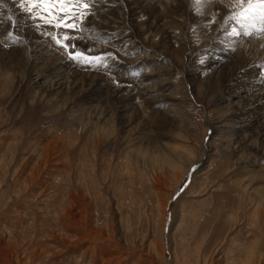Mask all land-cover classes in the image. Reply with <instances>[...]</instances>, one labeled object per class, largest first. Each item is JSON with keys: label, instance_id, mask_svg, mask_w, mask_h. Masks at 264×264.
<instances>
[{"label": "rangeland", "instance_id": "374dc122", "mask_svg": "<svg viewBox=\"0 0 264 264\" xmlns=\"http://www.w3.org/2000/svg\"><path fill=\"white\" fill-rule=\"evenodd\" d=\"M97 1L75 31L33 20L49 49L113 87L104 120L80 88L53 107L57 90L35 81L42 63L10 54L0 62V264H264V127L253 121L232 132L247 98L223 85L229 74L220 66L222 55L238 54L264 77V52L252 55L264 48V20L242 29L231 18L252 14L241 15L247 4L237 0H116L110 20L124 43L110 45L109 31L84 33L98 27L90 19L105 0ZM10 3L0 0V47L9 53L19 48ZM15 3L27 12L24 0ZM127 12L136 49L172 62L166 94L176 101L166 109L177 114L143 98L118 107L113 92L138 90V70L155 71L160 61L131 71ZM51 34L68 35L70 51L99 60L69 58Z\"/></svg>", "mask_w": 264, "mask_h": 264}, {"label": "bare ground", "instance_id": "6f19581e", "mask_svg": "<svg viewBox=\"0 0 264 264\" xmlns=\"http://www.w3.org/2000/svg\"><path fill=\"white\" fill-rule=\"evenodd\" d=\"M9 1L12 2V4L10 3V6H9L10 10L13 8L14 11L11 10V12L15 13L14 20L11 18L13 20V23H11L10 26L13 28L16 40H18L19 48H17L16 50L14 49L10 50V53H9L6 51V48H4L3 50L0 47V62H3V60L8 61L9 59L8 54H10L11 57L16 56V57H13L14 59L16 58V60H21V58L25 59L26 61L30 59L32 60L34 59L36 60L38 64L42 63L41 69L36 70L35 81L38 83L41 80H50L49 90H54V89L57 90V92L55 91V94H54L55 99L53 98L54 101L56 102L53 107H55L58 110L60 108H63V106H65L66 103L69 102L66 98L69 94V91H70V94H72V92L74 93L76 89L80 88L81 90H84L86 93H89V96L86 97L87 100L91 99L90 101H94L98 105L97 109L92 110L94 112L93 115L97 117V120L98 119L104 120L105 119L104 117L107 113L105 112L107 111L105 110V107L111 101L110 97L107 95L105 96L104 94L105 92L106 94L107 92H112L113 87L111 88L110 86H108L109 88L108 87L102 88L104 84V78L102 76L90 75L87 73H82L83 71L82 72L77 71L76 70V68H78L77 64H75L74 62H71L70 60L60 57L59 54L54 52L55 50L53 51L52 49H49L47 45L44 43L45 37L43 38L41 35H38V32L40 34V31H38L36 22L35 20H33L31 15L27 16V12L26 13L24 12L25 14H20L18 12L19 5L15 3V0H9ZM95 2H98V1L96 0ZM115 2L116 0H108V1L105 0L101 3L102 6H99V5L95 6V8L97 9L102 8L103 12L99 14H95L94 18L90 19L91 23L95 22L98 27L94 30V32L84 29L85 36L91 37V35H94L95 37L99 34H102L105 37L107 36L105 32L109 31L108 34L113 38V39H110L111 37L108 36V38L110 39L108 40L111 41L109 43L110 45L112 44V40L115 41L114 45L119 44V42L121 44L124 43L120 40L121 38L123 39L124 37H122V31L120 30L119 26L110 20V17L113 19L118 14L116 10L112 9L113 3ZM217 7L221 8L220 5L219 6L217 5ZM98 18L99 20H97ZM133 18H134L133 15L130 12H127V14H125V19H124L125 24L128 26V30L130 33L128 37L126 36L128 40L127 44H125V45H128L126 46V53L130 55H134L136 57V59L131 60V63H130L131 71L136 70V68L132 67L134 64L137 65L139 64V62L145 61L148 59L150 60L151 58L160 59V61L157 62L159 64V67H157L155 71H150L148 69L142 70V68L138 70L139 72H137L138 74L136 75V77H134L133 83H132L136 86L138 90L130 91L127 89L124 91H119L118 89L117 91L113 92L115 93L114 94L115 96H118L115 99L118 102V107L121 105H130V102L135 103V101L137 102V99L143 98L146 100L147 104L155 106V108L157 107L158 111H160L161 109L163 113L165 112L169 114H177L176 112H172V110L166 109V108H174L175 101H176L175 97H173L170 94H166L169 88L168 81H169V78L171 77L169 67L171 68L172 62L171 60L166 58V55L164 54V52L156 51L157 49H154L155 51L152 53L150 52L151 50L146 49V48H144V50L142 51H141V48L140 50L136 49L137 47L139 48V46L135 45L134 38L131 39L132 36H134V33L136 32L134 30ZM87 27H89V25H87ZM92 29H93V26H92ZM97 32H100V33L98 34ZM83 39L85 38L83 37ZM258 52L263 53L264 48L255 49L252 55L254 56ZM222 56H223L222 57L223 65L222 63L220 65L223 68L222 74L225 71L228 72L229 74L228 78L224 77L225 79L222 80L223 85L224 86L230 85V87L233 89L232 93H234L236 96L245 94L247 98L246 100L247 104L243 107V110L241 111V113H239L236 117H233L236 121H239L240 124L230 127L232 132L233 131L239 132L243 130L244 128L251 127L253 121L260 122L259 124H257V126L264 127V77L262 78L263 73H260L258 69L254 67V64L249 61V59L242 58V56H239L238 54H236V56L230 55L229 57L228 55H222ZM220 58H221V55H220ZM45 59H47L46 62H44ZM33 62L34 61H31L30 66H33V64H35ZM159 80H160V83H159ZM253 80L256 81L255 82L256 84L254 85L245 84V82L251 83V81ZM154 94L156 95L153 96ZM70 104L74 105L75 100H73L72 103L68 104L69 108H70ZM120 108H123V107H120ZM82 116L83 115L81 116L76 115L75 117H71V118L73 120H81ZM102 120H99V121H102ZM162 227L160 229L161 235L163 232Z\"/></svg>", "mask_w": 264, "mask_h": 264}, {"label": "snow or ice", "instance_id": "6c2138e0", "mask_svg": "<svg viewBox=\"0 0 264 264\" xmlns=\"http://www.w3.org/2000/svg\"><path fill=\"white\" fill-rule=\"evenodd\" d=\"M196 3H200V0H196ZM237 3L239 5L247 4L241 15L251 13L252 18L258 16L261 20H264V0H237ZM25 4L28 6L25 7ZM93 6L94 0H24V3L21 5L25 11L29 12L33 19H40L48 26L56 29L65 28L73 31L78 30V25L82 23L84 17L90 14ZM231 19L240 23L242 28L245 27V24L237 15H233ZM244 19L247 20L248 16L244 15ZM51 39L58 47L64 48L71 59L79 58L80 60L87 61L89 65L99 60L98 57H87L83 53L70 51L72 46L62 42L71 39L68 35L58 37L56 34H51Z\"/></svg>", "mask_w": 264, "mask_h": 264}, {"label": "water", "instance_id": "95a60500", "mask_svg": "<svg viewBox=\"0 0 264 264\" xmlns=\"http://www.w3.org/2000/svg\"><path fill=\"white\" fill-rule=\"evenodd\" d=\"M199 166H200V165H195L194 167L191 168L190 173L188 174V179L190 178L191 173H192L194 170H196ZM188 181H189V180H188ZM188 181L184 184L183 188L187 185ZM183 188H182V189H183ZM182 189H181V190H182Z\"/></svg>", "mask_w": 264, "mask_h": 264}]
</instances>
